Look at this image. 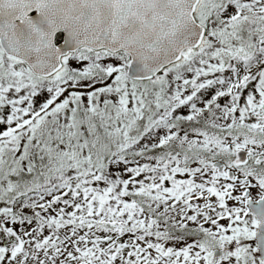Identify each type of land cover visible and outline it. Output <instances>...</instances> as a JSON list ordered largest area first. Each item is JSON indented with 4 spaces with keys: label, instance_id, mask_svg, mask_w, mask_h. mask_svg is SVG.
I'll return each mask as SVG.
<instances>
[{
    "label": "snow or ice",
    "instance_id": "snow-or-ice-1",
    "mask_svg": "<svg viewBox=\"0 0 264 264\" xmlns=\"http://www.w3.org/2000/svg\"><path fill=\"white\" fill-rule=\"evenodd\" d=\"M0 264H264V0H0Z\"/></svg>",
    "mask_w": 264,
    "mask_h": 264
}]
</instances>
